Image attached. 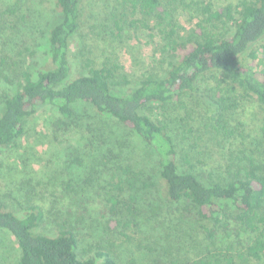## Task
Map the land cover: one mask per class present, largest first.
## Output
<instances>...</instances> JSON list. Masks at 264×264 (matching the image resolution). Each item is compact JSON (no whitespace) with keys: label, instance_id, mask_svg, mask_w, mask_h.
Here are the masks:
<instances>
[{"label":"trees","instance_id":"1","mask_svg":"<svg viewBox=\"0 0 264 264\" xmlns=\"http://www.w3.org/2000/svg\"><path fill=\"white\" fill-rule=\"evenodd\" d=\"M12 1L16 12L28 4L50 8L56 16L46 31L45 62L28 63L11 94L0 96V149L16 148L27 119L50 108L67 127L84 133V152L80 158L72 156L71 166H89L84 180L90 186L97 182L100 187L98 178L106 174L102 189L110 213L124 220L126 228L132 225L149 234L136 244L144 264H264V0H240L235 8L220 9L205 0H106L111 6L106 23L115 44L125 47L134 34L155 32L163 42L157 51L169 57L161 75L145 73L134 87L119 61L109 57L78 60L81 67L75 74L72 49L79 47L85 0ZM179 14L194 22V28H181ZM249 100L261 112L255 150L245 154L240 149L228 159L222 177L202 181L189 153L178 157L177 135L198 151L214 141L223 148L242 146L245 138L235 114ZM207 108L217 113L206 117ZM78 115L85 117L83 125ZM107 123L115 125L107 128ZM119 127L126 133L118 134ZM127 135L155 155L161 203L174 211L180 206L178 225L199 234L197 246L181 245L185 235L177 231V222L171 228L166 227L169 221H160L162 209L145 194L156 188L154 178L145 175L149 172L122 166ZM143 198L148 209L138 206ZM140 214L147 218L146 227L138 222ZM43 216L39 207L11 210L0 198V232L16 246L10 264H118L108 251L82 258L71 227L38 232ZM151 221L162 227L150 233ZM13 252L12 245L4 246L0 264Z\"/></svg>","mask_w":264,"mask_h":264},{"label":"rangeland","instance_id":"2","mask_svg":"<svg viewBox=\"0 0 264 264\" xmlns=\"http://www.w3.org/2000/svg\"><path fill=\"white\" fill-rule=\"evenodd\" d=\"M205 1L210 2L215 9H220L228 5L235 8L240 0ZM84 2L87 13L78 36L79 47L72 49L73 59L77 62L74 64L75 74L81 67L78 60L99 62L102 57L119 61L123 68L122 74L127 75L128 81L132 82L130 87H134L136 81H139L145 73L151 72L156 75L163 73L169 57L166 59L157 51L163 44L157 33L141 31L134 34L133 39L125 47H119L110 36L111 32L106 23V17L111 11L109 3L106 0ZM13 3L12 0H0V96L11 94L21 70L28 63L41 65L45 62L46 31L56 16L50 8H45L46 10L29 8L28 4L27 7L16 6V12ZM177 20L184 30L194 28L195 23H190L185 14H179ZM9 22L12 23L10 27L7 24ZM5 23L10 29L1 26ZM260 44L264 45V41ZM201 105L203 106V103H199V106ZM207 109L209 114H206V117H212L217 113L216 109ZM235 116L239 131H242L240 133L245 138V145L239 147L223 148V145H218L214 141L208 142L206 148L198 151L190 148L192 144L190 140L184 141L182 134L177 135L175 144L178 157L188 152L190 163L195 164L193 171L206 183L213 177H222L224 168L226 170L228 167V159L237 156L240 149H243L245 154L255 150L253 144L259 136L260 108L252 100L245 101ZM78 117L83 125L86 122L85 117L82 115ZM111 123H107L109 125L105 127L112 128L115 123L114 125ZM66 125V122L63 123V120L50 108H43L27 119L24 135L17 142V147L10 151L0 149V198L9 209L14 211L39 207L44 216L38 232H46L50 228L57 231L62 227L64 229L71 227L77 235V251L82 258L91 256L96 250H102L112 253L118 264H129L131 260L144 264L146 258L144 259L143 252L136 247V244L139 237L144 239L149 234L143 232L140 234V229L132 225L126 228L124 220L110 213L109 206L104 201L105 190L102 189L106 187V174L98 178L100 187L97 182L90 186L84 180L89 166H71L76 159L72 156L78 155L80 158L84 152V133L80 134V129H71ZM119 129L121 131H116L118 134L125 131L121 127ZM178 131L177 129V133ZM135 138L134 136L127 138L128 146L123 149L122 166H130L132 169L134 167L136 171L144 168L150 174L145 173V175L154 178L156 188L152 187L145 194L148 198H154L153 205H159L158 207L162 209L160 221H169L170 225L166 227L173 228L174 225L171 224L177 222L178 225L181 219L180 206L174 211L175 209H170L161 203L158 190L162 189V184L154 173L156 157ZM238 140L239 138L234 143ZM196 160L199 164H196ZM147 203L143 198L138 206L148 209ZM146 219L141 215L138 218L139 224L145 225ZM117 222L121 224L118 225ZM151 223V227H147L150 233H153V229H160L161 225L158 222L151 221ZM177 231L186 237L183 238L181 245L184 243L183 246H188L195 243L197 246L201 243L199 234L190 226L178 225ZM122 233L128 238H124ZM6 235L0 232V262L4 246L12 245L14 252L7 262L3 263L2 260V264H10L16 251L12 239ZM153 240L154 237L152 245ZM168 247L164 245V248ZM163 257L165 260L169 258L166 255Z\"/></svg>","mask_w":264,"mask_h":264}]
</instances>
